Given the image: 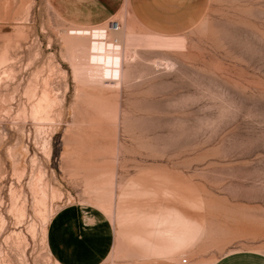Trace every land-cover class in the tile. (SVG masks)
Returning <instances> with one entry per match:
<instances>
[{
	"label": "rangeland",
	"instance_id": "obj_1",
	"mask_svg": "<svg viewBox=\"0 0 264 264\" xmlns=\"http://www.w3.org/2000/svg\"><path fill=\"white\" fill-rule=\"evenodd\" d=\"M68 203L115 223L108 264L141 258L126 219L154 212L196 223L180 264L264 259V0L170 33L128 0H0V264H57Z\"/></svg>",
	"mask_w": 264,
	"mask_h": 264
},
{
	"label": "crops",
	"instance_id": "obj_2",
	"mask_svg": "<svg viewBox=\"0 0 264 264\" xmlns=\"http://www.w3.org/2000/svg\"><path fill=\"white\" fill-rule=\"evenodd\" d=\"M206 2L207 0H128L133 18L142 26L158 33L189 28L202 17ZM120 207L117 215L121 216V204ZM143 216L145 220H141L146 223L142 225H136L137 218L126 219L128 226H137L136 231L126 232L125 236L131 243L134 239L139 242L140 247L132 246L131 250L141 258L125 264H180L181 253L188 242L186 240H189L190 245L197 241L196 223L193 226L190 224L187 229L176 221L171 223L166 217H160L159 212ZM115 230L117 231L115 223L102 211L68 203L50 218L47 243L57 264H108L115 245ZM187 233L189 239H186ZM257 260L264 261L257 253L243 252L227 254L212 264H257Z\"/></svg>",
	"mask_w": 264,
	"mask_h": 264
},
{
	"label": "built area",
	"instance_id": "obj_3",
	"mask_svg": "<svg viewBox=\"0 0 264 264\" xmlns=\"http://www.w3.org/2000/svg\"><path fill=\"white\" fill-rule=\"evenodd\" d=\"M111 30H118L119 29V24L117 22L112 23V26L110 27ZM183 263H187V259L185 258L183 260Z\"/></svg>",
	"mask_w": 264,
	"mask_h": 264
},
{
	"label": "bare ground",
	"instance_id": "obj_4",
	"mask_svg": "<svg viewBox=\"0 0 264 264\" xmlns=\"http://www.w3.org/2000/svg\"><path fill=\"white\" fill-rule=\"evenodd\" d=\"M114 65H115V67H114ZM114 65H113V68H112V72H115V71H118L119 69V67H118V61H117V59L115 58L114 59Z\"/></svg>",
	"mask_w": 264,
	"mask_h": 264
}]
</instances>
